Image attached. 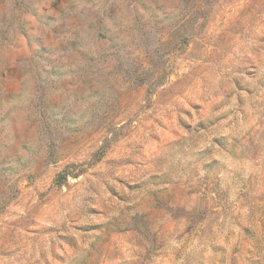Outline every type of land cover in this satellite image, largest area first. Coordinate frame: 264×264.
<instances>
[{"label": "rangeland", "instance_id": "1", "mask_svg": "<svg viewBox=\"0 0 264 264\" xmlns=\"http://www.w3.org/2000/svg\"><path fill=\"white\" fill-rule=\"evenodd\" d=\"M0 264H264V0H0Z\"/></svg>", "mask_w": 264, "mask_h": 264}]
</instances>
